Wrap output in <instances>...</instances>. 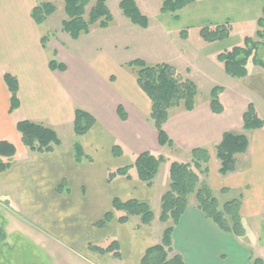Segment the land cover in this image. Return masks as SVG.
<instances>
[{
	"label": "crops",
	"instance_id": "obj_1",
	"mask_svg": "<svg viewBox=\"0 0 264 264\" xmlns=\"http://www.w3.org/2000/svg\"><path fill=\"white\" fill-rule=\"evenodd\" d=\"M39 1L0 0V141L10 140L18 147L12 167L0 173V199L9 203L16 200L15 211L10 215L11 227L25 228L42 245L59 241L79 254L83 264H142L146 250L161 242L166 226H157L160 215L154 212V221L147 226H140L138 217L120 223L116 213L105 226L98 227L97 223L113 211L115 199H136L150 205L161 200L170 186V171L162 193L157 189V181L163 165L152 187L140 180L135 167H130L131 177L120 175L111 182L109 172L132 166L135 156L145 151L166 156L175 149L182 157L177 156L174 161L191 162L195 148L210 151L209 172L204 181L216 197L233 194L232 199L241 198L243 221L251 218L257 223L264 218V128L244 130L243 116L248 105L253 103L258 112L250 94L223 87L219 94L221 113L212 110L210 97L203 99L200 95L193 110L172 109L164 130L175 147L161 146L158 131L150 120L152 102L139 86L136 75L126 70L125 63L111 53L101 52L88 58L77 50L84 35H90L95 29H110L113 22L106 28L96 25L78 39L71 38L69 46L52 32L46 35L40 30V24L31 14ZM204 3L205 7L200 6L189 15L183 16V10L173 14L181 22H175L177 19L169 15L168 20L175 24L166 22L167 29L180 35L182 30L200 29L208 23L223 24L228 19L232 20L233 29L235 24L246 26L250 22L258 26L264 6V0H208L200 5ZM45 36L48 41L44 45ZM180 37L184 42L190 41L189 35ZM217 43L204 41L201 53L207 58L210 52L218 56L226 50V44L218 47ZM53 59L63 63L66 69H51ZM249 67L258 69L259 74H251ZM176 68L186 77L191 74L190 67L186 71ZM248 69V76L243 79L252 94L260 95L264 101L261 72L264 69L253 63H249ZM7 72L19 81L20 106L14 111H11V95L3 78ZM188 78L198 86L193 78ZM77 108L96 119L88 133L78 136L84 152L82 161L76 160L73 146L63 147L62 140L60 146L47 153L34 152L22 144L16 129L19 121L42 122L60 136L59 130L63 127L71 126L74 131ZM119 109L126 114V119L121 117ZM227 131L246 133L249 146L237 156V170L222 175L215 146ZM116 144L123 147L120 156L113 155ZM70 178L77 180L76 192L67 187ZM247 235V230L241 237L223 231L197 207V201H190L174 228L173 247L183 256L185 264H253L257 258L264 263L262 237L258 233L256 245L250 247L244 241ZM112 241L118 242L119 257L113 252L99 253L89 247L90 244L106 247ZM260 248L263 250L259 251Z\"/></svg>",
	"mask_w": 264,
	"mask_h": 264
},
{
	"label": "trees",
	"instance_id": "obj_2",
	"mask_svg": "<svg viewBox=\"0 0 264 264\" xmlns=\"http://www.w3.org/2000/svg\"><path fill=\"white\" fill-rule=\"evenodd\" d=\"M198 0H164L161 7L163 13L176 14ZM120 7L126 17L134 24L147 28L149 19L142 14L135 0H121ZM67 17L62 22V30L73 39H78L82 34L89 33L92 27L99 25L108 27L113 22V16L107 5V0H65ZM56 6L51 1L40 0L32 9V17L37 24L45 22L54 12ZM258 30L255 40L246 36L240 45H234L220 52L218 60L224 64L227 74L234 78H245L248 76L249 63H253L264 69V60L258 56V49L264 39V6L262 15L257 21ZM230 23L210 24L200 28V35L207 43L225 41L232 34ZM182 38H187V29L180 32ZM44 45L48 37L42 38ZM135 71V75L141 89L148 95L152 102L150 120L159 134L161 146L174 147V141L164 130V124L170 117V111L174 108H184L188 111L196 106L198 86L190 78L184 76L174 65L169 63H158L148 65L145 60L136 59L128 63ZM51 69L65 70L66 66L57 60L50 61ZM11 95V111L20 106L19 81L18 78L7 72L3 76ZM223 87L216 86L210 93L211 108L215 113H221L223 106L220 101V93ZM121 117L126 119V114L119 109ZM244 130L252 131L264 128V119L258 115L253 103L248 105L243 116ZM96 119L89 112L77 108L75 112L74 133L83 136L95 125ZM16 129L21 136L22 144L34 152L47 153L61 145L58 132L51 126L42 122L21 120ZM249 138L246 133L227 131L222 140L215 146L216 157L220 161L219 172L222 175L233 173L238 168L237 156L248 150ZM76 160L82 161L84 157L80 143L75 147ZM123 147L116 144L113 147V155L123 154ZM18 154L17 145L10 140L0 141V173L10 169ZM191 162L173 161L170 164V186L161 199L160 221L168 223L165 228L161 242L148 248L143 257L142 264H185L180 253L175 252L173 247V232L176 224L184 214L190 197L195 195L197 207L205 216L215 222L223 231L241 237L245 234V228L240 214L242 201L235 198L221 204L213 190L202 179L209 172L210 151L207 148H195L191 152ZM166 162L163 155H156L150 151L142 152L135 156L132 166L118 168L110 171L108 181L111 182L117 176H130V167H135L140 180L152 187L160 171ZM61 188H58L60 191ZM115 213L120 223L129 221L132 217L140 219V226L152 224L155 213L148 202L131 199L113 201V211L105 214L104 218L97 223L103 227L114 218ZM92 250L99 253L113 252L116 257L120 256L118 242L112 241L108 246L101 247L90 244ZM253 264H264L257 258Z\"/></svg>",
	"mask_w": 264,
	"mask_h": 264
},
{
	"label": "rangeland",
	"instance_id": "obj_3",
	"mask_svg": "<svg viewBox=\"0 0 264 264\" xmlns=\"http://www.w3.org/2000/svg\"><path fill=\"white\" fill-rule=\"evenodd\" d=\"M46 1L53 2L56 6V11L45 22L40 24V30L46 35L52 32L58 39L67 41V45L71 46L69 40H72V37L62 30V22L67 17L65 0ZM135 1L142 14L146 15L149 19V28L147 30L134 24L124 15L120 7L121 0H107V5L113 16V23L110 29H95L90 35H84L77 44V50L83 52L88 58L101 52L111 53L122 63H125L124 68L132 75H135V71L128 66V63L136 59L145 60L148 65L169 63L178 66L181 70L184 69L183 71H186V67H190L191 74L188 77L193 78L198 83V95L203 99L210 97V93L214 87H226L239 93L250 94L258 108L259 116L264 115L263 98L259 97L260 95L256 93L252 94L245 79L234 78L227 74L224 64L218 60L216 53L210 52L208 58L201 53V44H203L204 39L200 35V29H187L190 41L184 42L179 32L167 29L166 22L172 26L175 24L174 21L170 22L168 20L170 16H174L177 19L175 22H181L182 19H178L177 15H173L172 13H163L161 11L164 0ZM202 1L208 2V0H198L183 9L182 12L185 14L183 16L189 15L200 8V6L205 7L206 3L200 5ZM231 21L228 19L225 23H230L233 27ZM210 24L213 23L206 25ZM257 30L258 26L254 22H250L246 26L235 24L230 38L226 39L223 43H220L222 42L220 41L216 45L226 44L225 48L228 49L234 45H240L246 36L260 40L257 37ZM262 41L258 49V56L264 60V39ZM218 47H221V45H218ZM101 49L103 50L100 51ZM257 67L259 68V66ZM249 69L253 75L259 74L260 72L258 69L255 70L251 67ZM261 72L264 74L263 70ZM59 133L63 147H75L76 143L80 141V138L76 136L71 126L61 128ZM174 151L175 149L169 152L168 155H163L166 158V162L163 164V170L157 181V189L161 193L164 191L163 186H165L166 180L169 178L170 164L178 159L177 156L182 157ZM204 177L205 174L203 173L202 179ZM67 187L76 192L79 189L77 180L70 178L69 186L67 184ZM232 195L219 194L218 199L223 203L230 199L233 200ZM196 200L195 195L190 197V201ZM15 201L9 203L3 198L0 199V264H83L79 254L73 253L66 245L59 241H48L49 246L48 244L42 245L37 243L39 241L37 238L25 232V228L15 229L11 227L10 220L13 219L10 218V215L12 211H15ZM160 201L157 200L151 203L154 212L158 216L161 212ZM242 222L248 234L244 239L245 243L249 244L250 247L255 246L257 234L259 233L262 237L261 244H264V218L257 220V223L256 219L251 218L242 220ZM157 226L160 228L167 227L168 223L164 224L159 220ZM261 244L260 246L262 247ZM262 250V248L259 249V251ZM257 254L255 252V255Z\"/></svg>",
	"mask_w": 264,
	"mask_h": 264
}]
</instances>
